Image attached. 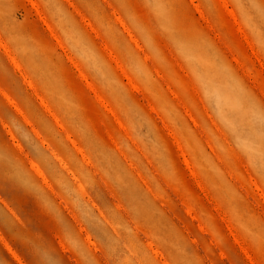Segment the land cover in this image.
Segmentation results:
<instances>
[{
    "label": "rangeland",
    "instance_id": "1",
    "mask_svg": "<svg viewBox=\"0 0 264 264\" xmlns=\"http://www.w3.org/2000/svg\"><path fill=\"white\" fill-rule=\"evenodd\" d=\"M0 264H264V0H0Z\"/></svg>",
    "mask_w": 264,
    "mask_h": 264
}]
</instances>
